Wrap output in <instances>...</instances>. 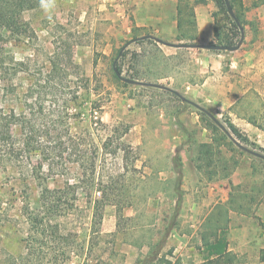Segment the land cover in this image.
Instances as JSON below:
<instances>
[{"label":"rangeland","instance_id":"1","mask_svg":"<svg viewBox=\"0 0 264 264\" xmlns=\"http://www.w3.org/2000/svg\"><path fill=\"white\" fill-rule=\"evenodd\" d=\"M31 1L34 8L19 16L27 32L11 35L0 28L6 64L0 107L27 117L25 128L14 130L23 148L18 161L0 163V264H202L199 223L210 207L190 219L174 188L176 174H158L170 150L133 129L145 121L178 125L179 116L190 123L197 109H177L173 97L119 83L113 63L128 38L115 40L104 18L84 14L83 0ZM137 51L124 49V58L115 62L126 79L135 76ZM247 88L236 110L264 127V71ZM212 115L219 122L228 118L224 112ZM182 132L188 142L199 137L192 125ZM43 188L67 193L69 200L75 192V208L50 220L47 236L27 255L25 219L39 208ZM202 198L207 196L201 192L194 197L200 203ZM260 214L264 208L250 219L230 220L226 238L236 264H264L249 241L253 230L264 232Z\"/></svg>","mask_w":264,"mask_h":264},{"label":"crops","instance_id":"2","mask_svg":"<svg viewBox=\"0 0 264 264\" xmlns=\"http://www.w3.org/2000/svg\"><path fill=\"white\" fill-rule=\"evenodd\" d=\"M242 1L244 3L245 0ZM257 1L252 0V5L248 7L243 4L246 9L243 13L246 22L243 41L239 49L233 52L193 47L215 44L212 15L216 6L213 0H83L86 2L83 13L95 17V20L97 14L99 18H104L115 40L128 38L120 49L138 47L134 66V77L138 79L133 80L143 85L134 87L173 97L178 104L177 109H184L183 106L197 109L193 103L201 109H208L211 114L224 112L242 135L264 149V131L248 122L250 116L236 110L249 91L247 82L259 81L264 71V4L253 6ZM142 47L153 48L156 53L149 55L145 50L141 52ZM171 91L177 92L180 97ZM191 115L194 117L190 123L182 121L179 116L178 125L162 121L151 126L145 121L133 129H137L139 134L154 136L161 150H170L169 157L160 159L163 164H160L158 174H176L174 188L183 195V209L192 221L201 209L210 207L200 217L199 224H202L218 205L227 203L230 193L244 192L247 184L259 185L262 166L258 158L245 152L228 180L207 181L196 170L193 160L196 146L210 141L209 133L201 126L198 113ZM191 125L199 130V137L188 142L182 130H187ZM179 145H183V148L178 151ZM177 169L180 180H177ZM200 192L207 196L206 199L202 198L201 203L194 199ZM240 203L248 213L229 211L228 231L232 218L250 219L257 216L264 208V193L252 204L247 201ZM260 216L264 217V214ZM252 232L249 241L255 243L256 250L264 253V232L258 235L257 230ZM246 234L247 229L243 227L241 235ZM231 250L228 246V251Z\"/></svg>","mask_w":264,"mask_h":264},{"label":"trees","instance_id":"3","mask_svg":"<svg viewBox=\"0 0 264 264\" xmlns=\"http://www.w3.org/2000/svg\"><path fill=\"white\" fill-rule=\"evenodd\" d=\"M216 6V11L213 13L215 21L214 38L215 44L221 46H235L241 38V29H244L246 22L244 20V11L246 10L242 0H228L232 8L234 18L227 13L224 0H213ZM264 4V0L254 2L253 6ZM34 5L31 0H0V28H4L11 35H22L28 30L25 23H20L19 16L21 13L33 9ZM1 40V37H0ZM195 46V45H193ZM121 50V49H120ZM119 54V52H118ZM117 54V55H118ZM125 56L123 52L119 57L122 60ZM114 68L120 74L121 68L117 63H113ZM5 62L0 48V93L5 85L4 74L6 73ZM114 73V71H113ZM119 83L122 81L116 76ZM137 80L136 77H129ZM126 85L125 83H122ZM11 87V86H10ZM12 89L9 88V91ZM100 108V107H99ZM207 110H197L201 126L209 132L208 143H200L195 149L194 165L196 170L201 173L207 181L214 180H228L229 176L238 165L241 155L244 151L240 150L234 143V140L245 147H250L251 150L258 151L264 154V149L257 147L251 143L247 137L242 135L240 131L231 123L229 118H225L220 123L224 126L228 133L222 131L208 116ZM27 122L26 115H17L13 108L7 110L0 107V163L2 162H16L23 152V148L17 144V138L14 134L15 127L23 126L25 128ZM248 122L258 129L264 131V127H260L254 121L253 117L248 119ZM23 128V129H24ZM124 129H122L123 131ZM127 130L123 132L126 134ZM28 139V135H26ZM107 136L102 141L101 150H104L107 145ZM119 138H122L120 136ZM233 138V140L231 139ZM25 138L24 141L27 140ZM28 139L27 141H29ZM28 144L26 142H23ZM23 146V147H24ZM25 152V151H24ZM29 152V151H27ZM260 163L261 173H259V185H246L244 192L232 194L230 193L227 203L218 205L215 210L207 217L203 223L204 230L199 233V250L202 256V264H236V257L228 251V242L226 234L228 232V213L234 211L236 213H248L240 201H247V203H254L259 195L264 193V160L257 159ZM179 169V168H178ZM177 169V180H180V171ZM254 172V168L252 167ZM40 185V183H39ZM69 187V186H68ZM231 190L232 186H231ZM177 192V191H176ZM178 195L179 192H177ZM67 193L60 190L41 189L39 197V208L34 212L28 213L25 222L28 225L27 235V255L33 252L35 243L47 236L46 227L50 220L54 218L65 217L70 214L75 208V192H72L71 199H65ZM96 213H93V219ZM51 236L58 230L57 226L53 227ZM41 237V238H39ZM157 254V253H156ZM171 254V251H169ZM159 259L160 262L164 261ZM261 260L264 262V253H262ZM169 263V261H167Z\"/></svg>","mask_w":264,"mask_h":264},{"label":"water","instance_id":"4","mask_svg":"<svg viewBox=\"0 0 264 264\" xmlns=\"http://www.w3.org/2000/svg\"><path fill=\"white\" fill-rule=\"evenodd\" d=\"M225 2V5H226V9H227V13L230 17L234 18V14H233V11H232V8L231 6L229 5V1L228 0H224ZM146 37H143L142 39H144ZM243 41V29H241V38L239 40V42L235 45V46H221V45H217V44H207V45H203V46H193V47H198V48H203L205 50H208V51H226V52H233V51H236L237 49H239V47L241 46V43ZM125 47H123L119 54H118V57L115 59L114 63L117 61V59L121 56L122 54V51L124 50ZM113 71L114 73L116 74V76L124 83L126 84H131V85H143V83H139L137 81H134V80H131V79H126L124 77H122L118 72L117 70L114 68V64H113ZM174 95L180 97V95L175 92V91H171ZM195 108H197L198 110H202L199 106L191 103ZM208 116L212 119V121L222 130L224 131L225 133H228L227 130L224 128V126L219 122L217 121V119H215V117H213V115L209 112H207ZM233 140V138H231ZM234 143L235 145L242 151L248 153L249 155H252L256 158H259V159H262L264 160V155L261 154V153H258L256 151H253L251 149H248L246 148L245 146H242L241 144H239L238 142H236L234 140Z\"/></svg>","mask_w":264,"mask_h":264}]
</instances>
